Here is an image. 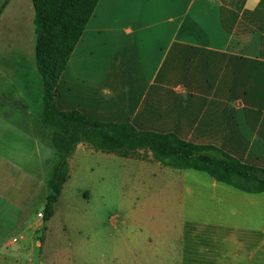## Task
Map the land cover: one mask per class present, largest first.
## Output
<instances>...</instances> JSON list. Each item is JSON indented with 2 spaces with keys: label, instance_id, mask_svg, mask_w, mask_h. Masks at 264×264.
Masks as SVG:
<instances>
[{
  "label": "crops",
  "instance_id": "0c3cea01",
  "mask_svg": "<svg viewBox=\"0 0 264 264\" xmlns=\"http://www.w3.org/2000/svg\"><path fill=\"white\" fill-rule=\"evenodd\" d=\"M108 2L102 1L104 15ZM113 6L114 14L129 18L109 28L114 43L128 48L129 62L118 63L111 85H98L102 88L92 93L75 92L74 84L91 74L87 67L73 68L68 91L82 104L63 98L59 85V106L138 129L164 128L154 131L214 144L264 167V0H113ZM101 30L90 37L84 33L77 47L95 43ZM93 59L80 60L87 65ZM128 70L130 85L123 83ZM100 152L79 144L68 160L64 185L90 155L111 158ZM120 157L133 172L158 171L164 182L130 187L128 210L115 212L125 230L99 232V247L84 253L87 264H264V192L240 190L194 168L156 169L164 165L149 148ZM189 170L205 172L213 181ZM117 188L98 184L84 196L106 203L105 193ZM97 207L93 218L105 224V210Z\"/></svg>",
  "mask_w": 264,
  "mask_h": 264
},
{
  "label": "rangeland",
  "instance_id": "374dc122",
  "mask_svg": "<svg viewBox=\"0 0 264 264\" xmlns=\"http://www.w3.org/2000/svg\"><path fill=\"white\" fill-rule=\"evenodd\" d=\"M102 1L106 0H101L84 36L90 37L102 26L101 37L87 48L79 44L59 84L62 97L77 104H82L80 98H71L68 91L73 87V68L90 69L91 76L76 82L74 90L92 93L102 88L98 85L110 86L113 68L129 62L128 48L115 44L109 31L112 26L129 23V18L121 12L114 14L113 0L107 4L109 14L104 15ZM157 16L158 20L162 17ZM85 57L94 58V62L82 64L80 59ZM151 66L147 65L148 70ZM148 70L142 75L149 74ZM125 72L123 83L130 85V71ZM42 96V77L36 66L34 6L32 0H11L0 16V264H87L84 253L99 247V232L116 234L125 230L115 212L119 208L128 210L130 187L163 183V174L155 171V175L147 176L137 168L133 172L134 168L122 165L127 163L126 158L116 154H107L111 158L105 159L92 154L74 167L72 178L63 186L64 192L54 206L53 217L47 222L46 180L54 150L53 130L39 123ZM141 128L165 131L153 126ZM189 171L207 182L213 181L205 172ZM98 184L119 187L120 191L106 192V203L104 199H98L100 203L88 201L85 190ZM235 193L242 196L241 192ZM97 205L105 210V224L98 225V219L93 218Z\"/></svg>",
  "mask_w": 264,
  "mask_h": 264
},
{
  "label": "trees",
  "instance_id": "16d2710c",
  "mask_svg": "<svg viewBox=\"0 0 264 264\" xmlns=\"http://www.w3.org/2000/svg\"><path fill=\"white\" fill-rule=\"evenodd\" d=\"M11 0L0 5V16ZM100 0H32L36 66L42 77L43 112L39 123L53 130L54 157L48 166L46 221L69 176L68 160L79 144L119 156L149 148L164 166L207 172L218 181L252 193L264 192V167L242 161L214 144L195 143L175 132L138 129L130 122L89 117L59 106L58 86Z\"/></svg>",
  "mask_w": 264,
  "mask_h": 264
},
{
  "label": "built area",
  "instance_id": "2783aa9c",
  "mask_svg": "<svg viewBox=\"0 0 264 264\" xmlns=\"http://www.w3.org/2000/svg\"><path fill=\"white\" fill-rule=\"evenodd\" d=\"M40 215H42V213H40ZM13 241H14V242L18 241V238H16V237L13 238Z\"/></svg>",
  "mask_w": 264,
  "mask_h": 264
}]
</instances>
